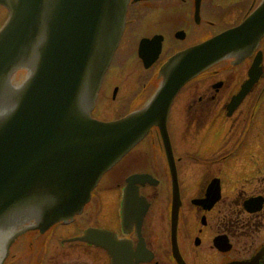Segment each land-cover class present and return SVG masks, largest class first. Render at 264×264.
Masks as SVG:
<instances>
[{
  "label": "flooded vegetation",
  "instance_id": "flooded-vegetation-1",
  "mask_svg": "<svg viewBox=\"0 0 264 264\" xmlns=\"http://www.w3.org/2000/svg\"><path fill=\"white\" fill-rule=\"evenodd\" d=\"M246 1L199 0L196 6L195 0H129L121 38L91 111H99L100 94L115 99L136 66L143 67L140 39L160 42L155 61L142 68L148 81L160 78L169 56L238 24L259 0H249L243 9ZM7 15L0 5V26ZM256 60L258 78L227 115L230 99L249 79ZM113 76L108 97L105 85ZM196 81L199 92L188 107L186 131L171 144L180 198L176 216L171 214L170 166L154 126L143 137L147 146L123 158L127 151L101 176L105 191L95 201L93 190L81 212L43 231L28 228L30 221L0 231V264H264V149L253 150L251 144L254 136L264 140V35L247 54L222 58L186 87ZM146 85L142 82L134 93L138 100ZM217 112L223 115L220 121H215ZM257 166L260 170L250 176ZM229 173L231 185L223 190L222 178ZM259 199L258 209L246 208V202L251 207Z\"/></svg>",
  "mask_w": 264,
  "mask_h": 264
},
{
  "label": "water",
  "instance_id": "water-1",
  "mask_svg": "<svg viewBox=\"0 0 264 264\" xmlns=\"http://www.w3.org/2000/svg\"><path fill=\"white\" fill-rule=\"evenodd\" d=\"M0 4L9 11L0 27V231L27 221L33 222L28 228L43 231L80 212L100 176L153 125L170 166L176 216L180 199L167 130L172 100L211 64L228 55L240 58L256 46L264 34V0L236 26L171 55L147 103L112 120L94 118L90 110L120 39L128 0ZM153 42L155 48L149 49ZM159 47L155 38L140 40L145 67ZM20 69L26 73L16 83L13 74ZM249 74L227 114L258 78V60ZM260 202L245 206L256 210Z\"/></svg>",
  "mask_w": 264,
  "mask_h": 264
},
{
  "label": "rangeland",
  "instance_id": "rangeland-1",
  "mask_svg": "<svg viewBox=\"0 0 264 264\" xmlns=\"http://www.w3.org/2000/svg\"><path fill=\"white\" fill-rule=\"evenodd\" d=\"M227 1V0H226ZM249 0H247L245 2V5L242 7L243 9H245V7L247 6V4ZM240 8V7H239ZM229 11H232L234 9V7L229 8ZM235 15V12L230 15H227L226 20L229 18L231 19V17H233ZM225 23H221L219 26H223ZM142 68L141 66H136V72L132 73L131 76H129L130 78H128V82L127 84L124 82V86H120L119 88V92L118 95L115 99L111 100V99H104L102 98V94H100V103L98 106V110H95L93 112V115H95V117L98 116V118H103V119H113V118H117L123 114H125L131 107L136 106V103H140L141 101H143L145 94L147 93V91L144 93V95H142L141 97H139V100L136 98V96L134 95V93L139 90L142 86V82H147L146 85V89H148V93L150 94L154 89H156V87L159 85L160 83V78H155L152 79L151 81H148V72L147 71H143L142 72ZM108 75L111 74L110 71H108L107 73ZM140 74V75H138ZM142 78V80H141ZM114 80V76L113 79L111 81H109V83L107 85H105V92L107 93L108 97H110V94L113 90V85L115 84ZM195 83L193 82L190 85H188L187 87H183L181 90H179L177 92V94L175 95L172 105L170 107V111L168 114V119H167V128H168V133H169V137L171 140V144L173 145L174 142V136L176 135V139H179V136L182 135L183 129H184V122L185 120V116H187L189 114L188 112V107L191 103V101L194 102L195 99H197V94L199 92V88L195 87ZM109 100V101H108ZM223 115L221 114V112H217L215 114V121H220L222 120ZM186 131V129H184ZM242 141V137L239 135L236 138V146H239L240 142ZM147 140L145 138H142L141 140H139L129 151L128 153L125 155L128 156V154H133L134 152H136L139 148H142L144 146H147ZM251 144L253 145V150H257L259 149H264V140L263 138L254 136L253 139L251 140ZM188 142L186 144V146H188ZM257 153V152H256ZM261 156L264 159V153L261 154ZM258 167V168H257ZM256 169H251L250 170V176L255 175L254 173L257 172L258 170H260V166H257ZM119 169V166H116L114 169ZM244 173H246L244 171ZM249 173V172H248ZM229 176H223L222 178V188L224 190L225 187H228V185H231V180L230 177H232V173L228 174ZM105 187H106V183H104V180H100L99 183L96 185V187L94 188L93 191V200L96 201V197L97 195H101V193H103L105 191ZM107 204V203H106ZM105 206V203H104Z\"/></svg>",
  "mask_w": 264,
  "mask_h": 264
},
{
  "label": "trees",
  "instance_id": "trees-1",
  "mask_svg": "<svg viewBox=\"0 0 264 264\" xmlns=\"http://www.w3.org/2000/svg\"><path fill=\"white\" fill-rule=\"evenodd\" d=\"M189 115V114H188Z\"/></svg>",
  "mask_w": 264,
  "mask_h": 264
}]
</instances>
